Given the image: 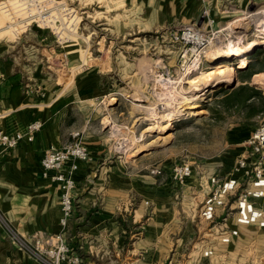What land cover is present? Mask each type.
<instances>
[{
  "label": "rangeland",
  "instance_id": "1",
  "mask_svg": "<svg viewBox=\"0 0 264 264\" xmlns=\"http://www.w3.org/2000/svg\"><path fill=\"white\" fill-rule=\"evenodd\" d=\"M200 1L201 17L155 27L144 19V7L125 0H0V61L9 57L18 69L20 55V63H37L67 84L74 74L68 66L75 64L77 78L100 76L103 94L84 103L91 122L77 129L88 150L86 130L103 135L109 164L120 162L130 175L155 176L160 189L179 192L172 204L183 220H192L195 249L208 242L220 249L214 224L199 218L207 193L200 179L205 171L220 168L216 158L221 153L232 155L227 130L238 108L222 105L224 93L244 82L264 91V0ZM205 9L210 10L206 21ZM188 25L201 29L196 44L181 37ZM252 39L260 41L254 48L225 56L232 45ZM219 63L230 64L233 72L193 82ZM262 106L260 102L255 108ZM261 123L264 118L257 117L256 127ZM185 160L193 164V172L179 182L172 170ZM155 167L162 173H152ZM226 247L220 253L227 257L211 264H235L237 251L250 255L245 264L253 257L264 260V229L241 226L240 238Z\"/></svg>",
  "mask_w": 264,
  "mask_h": 264
},
{
  "label": "crops",
  "instance_id": "2",
  "mask_svg": "<svg viewBox=\"0 0 264 264\" xmlns=\"http://www.w3.org/2000/svg\"><path fill=\"white\" fill-rule=\"evenodd\" d=\"M125 1L138 9L144 7V19L148 18L155 27L166 23L178 25L201 17L200 0ZM8 58L0 61V128L26 134L30 123L37 120L43 123L32 139L26 135L17 147L0 154V210L22 235L31 238L38 234L46 240L63 234L71 250L80 256L79 264H164L166 261L167 264H211L222 255L223 259L227 257V253L220 252L240 238L241 226L261 228L256 224H239L234 212L225 215V210H221L215 222H208L214 224L221 248L208 242L203 248L195 249L190 230L192 220H183L172 204L179 192L160 189L155 176L130 175L120 166L122 163L109 164L103 135H93L87 130L90 159L79 161L74 211L68 224L62 226L61 189L51 178L53 172L43 175L42 158L50 145L61 147L71 140L74 130L88 126L90 112L84 103L90 104L103 94L104 89L100 88L103 83L94 74L77 78V64L68 66L74 74L67 84L59 77H52L49 71L43 72L37 63H20V55L18 69ZM253 101L258 105L257 99ZM233 108H238V112L231 115L227 130L232 155L221 153L216 158L220 168L216 172L205 171L201 176L200 184L207 190L203 202L209 192L210 176L231 172L237 156L245 149V141L256 129L257 117L264 118V110L251 115L245 112L247 107ZM77 113L83 114L82 125L77 124V118L82 116ZM230 229H237L238 235L223 241V233ZM210 248L213 253L205 254ZM249 256L237 251L234 263L245 264V257ZM249 262L264 264L263 258L258 257ZM0 264L41 263L13 241L0 224Z\"/></svg>",
  "mask_w": 264,
  "mask_h": 264
},
{
  "label": "built area",
  "instance_id": "3",
  "mask_svg": "<svg viewBox=\"0 0 264 264\" xmlns=\"http://www.w3.org/2000/svg\"><path fill=\"white\" fill-rule=\"evenodd\" d=\"M203 14L209 18L210 10L205 9ZM42 17L45 19L46 16ZM200 30L194 25L185 26L181 37L186 42L196 44L202 38ZM42 125L43 123L39 120L30 123L26 134L7 132L0 128V154L17 147L26 135L32 139ZM71 135V140L61 147L50 145L42 158L43 175L48 176L53 172L51 178L58 182L61 189L60 222L64 227L74 211L73 193L77 186L75 172L79 167V161L90 159V152L82 140V132L74 130ZM244 145V151L237 156L236 163L228 175L210 176L209 192L199 211L201 221L215 222L219 212L225 210V215L229 214L228 211L234 212L235 220L239 224H256L264 228V123L256 127ZM68 162L71 164L67 167ZM162 171L163 169L159 167L152 169L155 175L161 174ZM192 172L193 164L185 160L174 166L172 175L179 182H184L192 175ZM0 224L13 241L41 264H79L81 262L80 256L71 250L61 233L46 240L38 234L31 238L24 236L9 222L1 210ZM238 233L237 229H230L223 233L222 240L228 242L231 236ZM211 253H213L211 248L205 251V254Z\"/></svg>",
  "mask_w": 264,
  "mask_h": 264
},
{
  "label": "trees",
  "instance_id": "4",
  "mask_svg": "<svg viewBox=\"0 0 264 264\" xmlns=\"http://www.w3.org/2000/svg\"><path fill=\"white\" fill-rule=\"evenodd\" d=\"M250 66L251 63H248L245 69L248 71ZM248 78L249 77H247L246 80ZM253 99H257L259 101L258 104H260V102L264 104L263 91L258 89L255 85L250 84V82H244L233 89L227 90L221 98V103L225 108H233L235 105L241 108L247 107L249 112L252 110H264V106L255 108L256 105Z\"/></svg>",
  "mask_w": 264,
  "mask_h": 264
},
{
  "label": "bare ground",
  "instance_id": "5",
  "mask_svg": "<svg viewBox=\"0 0 264 264\" xmlns=\"http://www.w3.org/2000/svg\"><path fill=\"white\" fill-rule=\"evenodd\" d=\"M260 41L258 39H252L245 45H232L228 50H226V57H231L234 55H240L251 48H254ZM262 43H264V39H262ZM244 63V58H241L239 64ZM233 72V69L228 63H219L215 66L208 68L206 70L201 71L198 76L193 79V82H197L199 80H207L214 76H222L226 74H230ZM219 78V77H218ZM198 112V111H197Z\"/></svg>",
  "mask_w": 264,
  "mask_h": 264
},
{
  "label": "water",
  "instance_id": "6",
  "mask_svg": "<svg viewBox=\"0 0 264 264\" xmlns=\"http://www.w3.org/2000/svg\"><path fill=\"white\" fill-rule=\"evenodd\" d=\"M168 262L166 261L164 264H167Z\"/></svg>",
  "mask_w": 264,
  "mask_h": 264
}]
</instances>
